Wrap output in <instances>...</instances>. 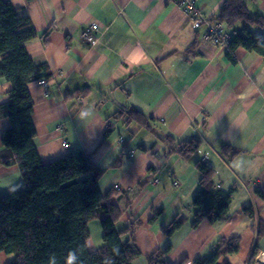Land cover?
I'll return each instance as SVG.
<instances>
[{"label": "crops", "instance_id": "1", "mask_svg": "<svg viewBox=\"0 0 264 264\" xmlns=\"http://www.w3.org/2000/svg\"><path fill=\"white\" fill-rule=\"evenodd\" d=\"M10 1L38 32L26 42L28 53L50 71L29 84L39 155L48 162L82 149L106 168L98 183L103 193L120 191L114 197L121 209L117 227L139 220L134 235L141 256L132 264H147V255L166 248L170 264H194L223 237H239L240 249L220 260L264 264V233L258 236L264 224V56L238 47L232 61L228 42L207 36L224 0H191V6L178 0ZM245 2L252 15L264 16V0ZM198 16L204 19L199 25ZM92 23L100 30L89 44L82 33ZM222 28L231 37L244 23ZM251 29L264 34L259 26ZM11 89L0 76V103ZM127 106L141 111L153 128L134 133L135 127H125L113 115ZM109 121L115 123L105 136ZM9 126L8 117L0 118V194L25 185L19 165L5 162L10 158L2 134ZM170 136L197 140L199 148L183 158L170 152ZM225 145L236 149L233 158ZM204 158L216 169L221 189L238 188L226 219L194 225L196 161ZM178 215L183 224L166 234L163 227ZM88 227V248L97 250L104 244L101 220ZM14 258L0 251V264Z\"/></svg>", "mask_w": 264, "mask_h": 264}, {"label": "trees", "instance_id": "2", "mask_svg": "<svg viewBox=\"0 0 264 264\" xmlns=\"http://www.w3.org/2000/svg\"><path fill=\"white\" fill-rule=\"evenodd\" d=\"M213 20V25L228 27L239 21L244 23V30L236 32L227 43L232 61H236L234 52L238 47L264 56V34L254 35L251 29L259 26L264 30V16L252 15L245 0H224ZM37 34L30 18L19 16L10 0H0V76L12 83L9 99L0 103V118L10 120L2 142L10 158L6 164H18L25 179L22 188L0 194V251L15 254L8 264H132L141 256L134 235L139 220L133 218L123 229L117 227L121 209L114 197L120 191L112 188L103 193L98 183L106 168L97 165L92 155L82 149L45 162L35 146L34 100L29 84L50 75L48 64H37L26 48V42ZM113 116L122 120L125 127H135H130L134 133L142 127L153 128L150 119L133 106L122 107ZM114 123L109 121L105 136L110 134ZM169 139L170 152L183 158H191L199 148L197 140L177 142L173 136ZM224 149L231 151V158L237 154L230 145ZM196 167L200 188L193 198L197 207L194 225L203 219L211 222L226 219L238 185L225 191L217 182L216 169L206 160H197ZM96 218L104 229V244L90 250L88 224ZM184 220L182 215L174 217L163 227L164 232L171 235ZM259 226L261 236L264 224ZM126 234L130 236L128 240L124 239ZM239 249V237H223L209 256L197 257L194 264H231L227 258L220 260L221 257ZM167 251L158 249L147 255V264H170L165 260Z\"/></svg>", "mask_w": 264, "mask_h": 264}, {"label": "built area", "instance_id": "3", "mask_svg": "<svg viewBox=\"0 0 264 264\" xmlns=\"http://www.w3.org/2000/svg\"><path fill=\"white\" fill-rule=\"evenodd\" d=\"M178 1L183 6H189L190 4H192L191 0H178ZM203 20L204 19L201 16H198L195 23L199 25ZM99 30H100V26L98 23L89 24L84 28L82 37L86 42L90 44H94L95 42H97ZM207 36L213 37L216 42H221V43L222 42L227 43L230 39L229 35L224 31V29L220 24L212 25L209 29V32L207 33ZM39 83L45 86L46 79H40ZM63 143L66 147L69 145L67 140H64ZM203 160L206 159L204 158Z\"/></svg>", "mask_w": 264, "mask_h": 264}, {"label": "clouds", "instance_id": "4", "mask_svg": "<svg viewBox=\"0 0 264 264\" xmlns=\"http://www.w3.org/2000/svg\"><path fill=\"white\" fill-rule=\"evenodd\" d=\"M237 167L239 168L240 166L238 165Z\"/></svg>", "mask_w": 264, "mask_h": 264}, {"label": "rangeland", "instance_id": "5", "mask_svg": "<svg viewBox=\"0 0 264 264\" xmlns=\"http://www.w3.org/2000/svg\"><path fill=\"white\" fill-rule=\"evenodd\" d=\"M257 34V33H256Z\"/></svg>", "mask_w": 264, "mask_h": 264}]
</instances>
